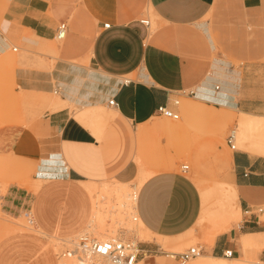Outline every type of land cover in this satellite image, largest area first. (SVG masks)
<instances>
[{
  "label": "crops",
  "instance_id": "crops-1",
  "mask_svg": "<svg viewBox=\"0 0 264 264\" xmlns=\"http://www.w3.org/2000/svg\"><path fill=\"white\" fill-rule=\"evenodd\" d=\"M149 12L154 29L151 20L141 21ZM61 22L68 32L54 45ZM49 42L45 55L0 59V72H12L8 87L0 84V156L37 167L32 178L7 186L1 208L17 215L31 207L39 230L11 233L0 246V264L61 263L56 240L89 226L91 194L84 184L137 178L135 140L157 128L158 106L176 109L174 100L183 97L185 104L197 100L238 111L250 125L253 116H264V0H0L1 57L15 43L23 50ZM51 93L61 97L48 106L58 108L42 103L41 115L11 105L24 95ZM34 105L38 109L36 100ZM104 106L114 116L108 132L75 115L80 107H101L106 115ZM237 119L230 128H238ZM161 144L163 138L159 152ZM244 146L229 154L227 175L239 222L210 236L199 264H218L210 257L249 264L224 251L232 248L233 257H242L243 247L252 245H263L250 254L264 261V147L252 141ZM152 168L157 170L143 171L148 176L138 189L136 214L149 234L180 246L199 218L200 190L187 171ZM158 255L140 254L136 264H162Z\"/></svg>",
  "mask_w": 264,
  "mask_h": 264
},
{
  "label": "rangeland",
  "instance_id": "rangeland-1",
  "mask_svg": "<svg viewBox=\"0 0 264 264\" xmlns=\"http://www.w3.org/2000/svg\"><path fill=\"white\" fill-rule=\"evenodd\" d=\"M149 15V19L152 21V29H154V16L151 12H149ZM60 41V39H54L52 43L55 45ZM14 45L21 46L16 43ZM49 45L50 42L41 43L38 46L29 45L23 50H10L3 57L0 56V59L2 58L3 62H14L19 54L22 56V54L25 53L26 55L30 54V52L37 53L36 56H40L41 54L45 55L48 52ZM11 77L12 72H0V84L2 83L5 85V88L8 87ZM59 96L60 95L56 93H51V95L48 96L45 94H39L36 98H27V96L24 95L20 98L21 100L19 102H14L11 105L14 106V108L18 107L19 112L22 114L36 115L38 113L41 115L43 114L42 103L44 105L49 102V100L51 101L54 97L58 98ZM176 99L179 100V104L178 108L175 110L180 114V118L171 119L159 115L153 119L158 125L157 128H155L149 136L135 140V153L137 156L136 160L139 164V173L134 181L121 182L114 178H108L101 182L84 184L85 188L91 194V197L96 200L101 196L102 189L107 185L114 187L119 185L124 191L130 190V192L135 195V191H138L139 184L141 185V181L143 180V171L157 170L152 168L153 166L162 169L176 168L182 170L183 164H189L187 174L194 180L200 190L202 207L196 224L191 232L187 234L188 238L182 241L183 243L180 246H175V242H173L172 238L165 239L143 232L139 226V220L134 218L137 217L135 208L128 209V212L125 213L127 218L123 217L124 220L119 218L117 213L111 214L108 210H116L117 206L114 205L116 201H118L117 197L121 194L119 191L114 190L116 188L106 196L107 199L105 200H107V204L104 205L106 206L108 215L104 224H98V226L97 224H93L94 226L89 225L84 229L93 232L99 238H103L101 237V234L106 231V227H113L116 231L111 232L112 234L106 232L105 235L116 236L124 233L123 236L138 241L142 248L155 250L160 247L161 250H165L159 252V255L157 256V259L162 264L166 261L175 260L170 256H167V251L180 252L197 244L207 246L212 233L227 230L224 229L225 226H228L227 228L237 226L240 215L239 217L235 216V191L232 187V182L227 180V175L231 169L229 154L232 152V149L226 143V135L230 126L235 124L236 117H238L237 147L244 148L245 141L249 143L250 141L256 142L259 147H264V116H253L252 118L253 120H256V122L251 124L248 129L245 130L239 124V117L242 114L238 113V111L225 107L216 108L207 106L205 103L201 102L203 103L201 104L199 103L200 101L197 100H190L189 103L185 104L183 97H176ZM35 100L38 102V109L36 108V105H34ZM63 103H66L67 105L68 100L63 101ZM190 103L194 104V106L191 105L194 109L193 111L190 107ZM44 106L49 107L48 103ZM49 108L54 110L58 107L55 108L53 103L52 106L50 104ZM72 108L77 110V107L75 106H72ZM96 109L97 110L95 111L98 113L102 108L98 107ZM12 112L14 113L15 111ZM103 112L108 116L102 127L105 132H108L110 128H114L112 125V119L114 116H111V109L108 107L104 106ZM79 113V110L76 111V117L81 121H84L86 124H89L85 114ZM208 115L215 117L210 118L207 117ZM94 122L98 123V120L92 121L91 123ZM162 138L163 144H161V147L163 148V151L159 152L158 143L160 144ZM254 152L257 153L258 151ZM3 161L6 162L7 160L4 156H0V197L7 186L15 181L16 178H23L21 180L22 182H25L26 179L32 178V175H35L37 171L36 166L33 170L31 166L26 165L24 158L16 160L14 157V159H11L6 163H2ZM220 183H223V187L219 186ZM132 184H138L137 189L134 188ZM34 186L37 188L39 185ZM133 205L135 206V203H133ZM1 206L2 201L0 198V246L11 233L39 234L37 225H31L28 222L23 210L20 214L10 215L3 212ZM118 220L123 221V223ZM127 227H131V230L129 231ZM78 235L79 234L71 239H76ZM69 240H56V248L60 253L64 247L69 244ZM262 247L263 245L243 247L244 255L242 257H231L230 259H247L250 260L249 264H264V261H261L250 254L252 251H259ZM63 259L65 258L62 257L61 263L63 262ZM72 261L74 260H69L70 264H74ZM195 261H197L196 264H199V262L202 261V257L198 256L186 264H194ZM231 263L245 264L239 260H233Z\"/></svg>",
  "mask_w": 264,
  "mask_h": 264
},
{
  "label": "built area",
  "instance_id": "built-area-1",
  "mask_svg": "<svg viewBox=\"0 0 264 264\" xmlns=\"http://www.w3.org/2000/svg\"><path fill=\"white\" fill-rule=\"evenodd\" d=\"M142 23L149 25L150 19L145 18L141 20ZM104 26L109 27L110 23H105ZM68 32V23L61 22L57 28V39H64ZM18 46H13V50L17 51ZM219 88V87H217ZM175 104H179V100H174ZM108 104L113 106L116 104L114 96L108 100ZM158 115H163L171 119H179L180 114L167 104L157 107ZM237 127L229 128L226 135V143L232 149L237 147ZM182 170H189V164H183ZM259 211H263V207H258ZM25 217L31 225H35V219L32 214L31 207L23 210ZM136 219V217H134ZM69 244L61 251L60 256L65 259L74 260L76 264H135L140 254H150L152 252H162L160 247L155 250L145 249L140 246V243L133 238H121L119 235L110 239H102L93 232L84 230L77 236L76 239H71ZM204 252L203 245L191 246L188 249L180 252L167 251V256L178 260L181 264H186L190 260L200 256ZM225 257H233L234 251L232 248L224 251Z\"/></svg>",
  "mask_w": 264,
  "mask_h": 264
},
{
  "label": "bare ground",
  "instance_id": "bare-ground-1",
  "mask_svg": "<svg viewBox=\"0 0 264 264\" xmlns=\"http://www.w3.org/2000/svg\"><path fill=\"white\" fill-rule=\"evenodd\" d=\"M78 110L80 111V113L79 114H85V117L87 118V120H88V118L90 117V122H92V121H97L98 120V124L100 123V124H103L104 123V121L106 120V117H107V115H103L102 113H96V111L95 110H97V109H90V111H87V109H82L81 107L80 108H78ZM95 124H96V122H94ZM239 124L241 125V127L242 128H244L245 130L246 129H248V127H249V125H250V120H248V119H240V121H239ZM261 152H264V151H261ZM47 164V163H46ZM48 165V164H47ZM46 166V165H45ZM50 169V168H49ZM43 172V171H42ZM48 172H49V170H48ZM148 176V173L147 172H144L143 173V180L146 178ZM142 180V181H143ZM142 181H141V183H142ZM132 186L134 187V188H136L137 189V187H138V184H132ZM220 187H223V183H220V185H219ZM139 187H140V184H139ZM114 188H116V189H114ZM115 190V191H119L121 194H119V196L117 197L118 198V201H116V203H115V205L114 204H112V205H114V206H117V208H116V210H108L111 214H115V213H117L118 214V217L119 218H121L122 220H124L123 219V217H125V218H127L126 217V215H125V213H127L128 212V209L130 208H135V206L133 205V203H136V196H137V193H138V191L136 190L135 191V195L134 194H132L131 192H130V190H126V191H124V189H122L121 188V186H116V187H114V186H105L102 190L103 191H101V196L96 200V199H93L92 197H91V203H92V213H91V217H90V221H89V224L88 225H92V226H94L93 224H97V226H98V224L100 225V224H104V221L106 220V217H107V210H106V204H107V200H105V199H107V195L109 194V193H111V191L112 190ZM109 200V199H108ZM105 204V205H104ZM91 205V204H90ZM111 205V206H112ZM235 216H239V212H236L235 213ZM136 219H138V216L136 217ZM139 220V226L141 227V229H142V231L143 232H145L146 234H149V232L147 231V229L144 227V225L142 224V222L140 221V219H138ZM26 221V220H25ZM119 221V220H118ZM121 221V220H120ZM119 221V222H120ZM122 223H123V221H121ZM105 226V225H104ZM112 226V225H111ZM128 228V227H127ZM129 229V231L131 230V227L130 228H128ZM11 230V229H10ZM104 230H105V228H104ZM35 231V230H34ZM84 231V230H83ZM114 231H116V229L115 228H113V227H106V231L105 232H103L101 235V237H103L102 239H110V238H113L114 236H110V235H105V233L106 232H108V233H111V232H114ZM125 231V230H124ZM100 232V231H99ZM122 232V231H121ZM81 233V232H80ZM116 233V232H115ZM119 233V232H118ZM123 233V232H122ZM128 233V232H127ZM112 234V233H111ZM124 234V233H123ZM123 234H119V237H121V238H123V239H125L126 237L125 236H123ZM126 234V233H125ZM211 234V233H210ZM215 233H212V235H211V237L214 235ZM117 236V235H116ZM74 237V236H73ZM72 237H70V238H68V239H66V240H69V239H71ZM175 245V244H174ZM175 246H177V245H175ZM62 249V248H61ZM58 256L62 259V257L60 256V252L58 251ZM200 256H202V254L200 255ZM231 258V257H230ZM210 259L211 260H213V261H215V262H217L218 264H229V261H228V259H226V258H224V257H210ZM69 260H71V259H69ZM69 260H67V259H63V262L61 263V264H70V262H69ZM72 262H74V264H76L75 263V261H72ZM73 264V263H72ZM136 264V263H135Z\"/></svg>",
  "mask_w": 264,
  "mask_h": 264
}]
</instances>
